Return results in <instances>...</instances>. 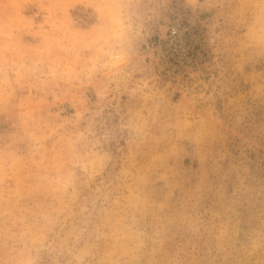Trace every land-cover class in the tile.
<instances>
[{"label":"rangeland","instance_id":"obj_1","mask_svg":"<svg viewBox=\"0 0 264 264\" xmlns=\"http://www.w3.org/2000/svg\"><path fill=\"white\" fill-rule=\"evenodd\" d=\"M0 264H264V0H0Z\"/></svg>","mask_w":264,"mask_h":264}]
</instances>
